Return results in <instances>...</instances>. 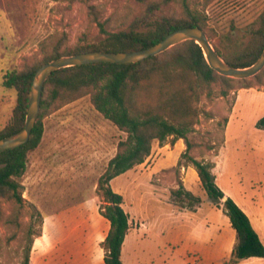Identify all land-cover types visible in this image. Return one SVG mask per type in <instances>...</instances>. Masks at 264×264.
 <instances>
[{"label":"rangeland","instance_id":"374dc122","mask_svg":"<svg viewBox=\"0 0 264 264\" xmlns=\"http://www.w3.org/2000/svg\"><path fill=\"white\" fill-rule=\"evenodd\" d=\"M154 5L158 16L179 17L185 10L182 2L165 5L163 0H0V136L18 103L17 91L4 85L7 73L41 64L58 45L75 47L102 40L105 35L99 23L109 31L129 29ZM187 5L206 10L213 42L227 44L246 41V31L264 13V0H188ZM251 84L254 88L248 90L237 84L228 98H202L201 123L192 136L197 144L193 155L215 164L217 185L249 216L264 244V131L257 128L264 117V73ZM225 117L229 124L224 132ZM43 123V140L29 154L23 178L24 204L4 201L1 205L0 264H24L28 257L30 264H93L99 251L105 254L103 242L109 230L101 215L105 203L97 194L98 180L126 134L95 109L90 96L53 112ZM169 142L162 146L156 141L153 147L167 146L163 161L170 168L152 177L144 173L152 166L150 161L140 172L111 182L124 196V209L134 218L135 229H140L143 215L191 210L189 200L174 194L180 179L202 198V214L225 213L224 201L215 204L207 197L195 170L187 175L177 171V143ZM209 144H216L219 152L206 153ZM184 147L185 151V143ZM30 228L41 233L32 245ZM143 235L140 232L139 243ZM145 242L151 263L169 264L176 255L165 237L158 241L147 237ZM130 248L129 244L127 251ZM80 251L88 254L85 262L78 258ZM239 264H264V258Z\"/></svg>","mask_w":264,"mask_h":264},{"label":"trees","instance_id":"16d2710c","mask_svg":"<svg viewBox=\"0 0 264 264\" xmlns=\"http://www.w3.org/2000/svg\"><path fill=\"white\" fill-rule=\"evenodd\" d=\"M182 2L183 15L158 16L156 6H151L146 16L135 21L129 29L109 31L104 24L99 28L105 37L96 43H79L75 47L53 48L42 61L23 72H9L4 85L18 93V103L13 118L0 136L5 138L20 132L26 123L29 94L38 69L54 59L86 52H131L151 48L171 33L189 27L204 29L215 49L231 66L246 68L258 61L264 52V13L256 25L246 31L242 43L213 42L214 35L208 30L209 17L206 10L192 9L188 0H163V4ZM254 78L238 80L220 75L208 63L202 47L196 41H186L163 54L139 63H97L56 71L48 79L43 93L42 109L29 143L17 149L0 152V214L4 201L18 205L25 202L23 178L28 169L29 154L36 150L44 137L43 119L62 107L85 96H90L95 109L110 121L126 138L119 141L116 155L109 161L97 184V194L103 199L101 215L110 222L108 235L103 242L105 264H124L122 251L131 229L130 214L124 209V196L117 193L111 182L135 167L143 164L152 154L153 143L162 146L170 140L175 145L183 140L186 150L181 154L176 169L193 167L198 173L202 190L213 203L226 196L217 185L213 173L215 164L193 155L197 144L192 136L201 123L200 103L203 97L228 98L242 84V89H252ZM220 89L217 91L215 87ZM229 117L224 118V132ZM257 128L264 131V117ZM225 143V138L222 145ZM207 152H219L215 144L206 145ZM204 157V156H203ZM174 194L187 199L191 210L203 200L186 190L182 179ZM225 214L230 218L236 232V242L230 264L250 258H264V244L245 211L231 198L223 203ZM30 245L35 234L29 229ZM30 250V248H29ZM24 264H30V258Z\"/></svg>","mask_w":264,"mask_h":264},{"label":"crops","instance_id":"0c3cea01","mask_svg":"<svg viewBox=\"0 0 264 264\" xmlns=\"http://www.w3.org/2000/svg\"><path fill=\"white\" fill-rule=\"evenodd\" d=\"M184 148L183 140L178 141L176 144V150H178L177 160ZM167 150V146L160 147L158 145L155 147L154 145L152 155L146 162L124 175L135 174L136 170L140 172L150 161L153 164L144 173L152 177L170 168L165 166L163 161ZM161 154L162 156H159ZM193 170H195L193 167L184 168L182 174L186 173L187 175L189 171L195 174L196 170ZM120 177L114 179L112 183ZM184 181L185 188L188 190L186 180L184 179ZM202 205L203 202L201 206L196 207L195 211L180 210L166 215H159V217L158 215H143L139 218L141 222L140 229L133 228L134 218L130 219L131 229L126 237L122 251L124 264H154V262L151 263L149 257L145 254V250L147 251L148 248V245L145 244L147 237L155 241H158L159 238H166L174 255L176 254L171 256L172 262H168L169 264H228L236 242V232L232 227L231 220L223 210L202 214ZM108 224L110 229L109 221ZM140 232L144 235L139 243ZM129 241L131 242L129 243ZM128 243L131 248L127 251ZM136 245H139V247H136ZM86 254L85 251H80L78 252V258L85 262ZM104 257L105 254H101L99 251L93 264H105Z\"/></svg>","mask_w":264,"mask_h":264},{"label":"water","instance_id":"95a60500","mask_svg":"<svg viewBox=\"0 0 264 264\" xmlns=\"http://www.w3.org/2000/svg\"><path fill=\"white\" fill-rule=\"evenodd\" d=\"M196 41L207 58L209 65L220 75L245 80L259 75L264 70V52L256 63L246 68H236L227 63L212 44L207 32L200 27H189L177 30L157 45L131 52H86L54 59L38 69L33 78L25 127L18 133L0 139V152L17 149L29 143L33 130L38 122L45 85L53 73L58 70L97 63L132 64L142 62L150 57L165 53L171 48L186 41ZM227 197L223 201H227Z\"/></svg>","mask_w":264,"mask_h":264}]
</instances>
